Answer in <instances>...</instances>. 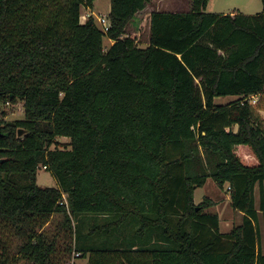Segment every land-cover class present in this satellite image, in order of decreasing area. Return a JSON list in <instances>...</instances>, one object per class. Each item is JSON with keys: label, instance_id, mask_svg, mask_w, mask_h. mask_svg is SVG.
I'll use <instances>...</instances> for the list:
<instances>
[{"label": "trees", "instance_id": "trees-1", "mask_svg": "<svg viewBox=\"0 0 264 264\" xmlns=\"http://www.w3.org/2000/svg\"><path fill=\"white\" fill-rule=\"evenodd\" d=\"M94 1L0 0V264L15 228L31 264H51L38 229L56 212L105 218L77 234L103 235L78 247L89 264H264V0L153 11L145 47L126 29L151 0H111L108 32L81 19ZM7 101L24 118L8 121ZM41 166L57 186L37 183ZM210 177L243 214L230 232L212 198L195 201Z\"/></svg>", "mask_w": 264, "mask_h": 264}, {"label": "rangeland", "instance_id": "rangeland-1", "mask_svg": "<svg viewBox=\"0 0 264 264\" xmlns=\"http://www.w3.org/2000/svg\"><path fill=\"white\" fill-rule=\"evenodd\" d=\"M192 6V0H151L147 6L140 10L135 17L127 25L126 33L134 37L139 46L145 47L149 41V25L151 13L159 8V11H189ZM237 8V9H236ZM111 9V0H95L92 8L82 7L81 19L84 21L91 12L98 23L97 16L108 15ZM236 9V11L245 12L248 14H256L263 9L262 0H210L208 12H228ZM99 25V23H98ZM100 26V25H99ZM112 44L111 39L105 37V48H109ZM235 95H226L215 97L216 104H226L233 101ZM7 113L6 119L13 121L24 118V107L21 102H12L3 104ZM264 112V110L262 111ZM58 141L62 147H70L69 137H59ZM54 147V146H53ZM37 183L40 186H57V181L50 170L43 166L40 167L37 174ZM227 184L224 188L220 187L213 178H208L206 183L196 188L195 201L201 202L206 196L216 201L213 207L206 209L207 212L215 213L219 211L220 231L222 233L230 232L234 226L240 225L243 220V214L233 207L231 197L228 193ZM257 206H259V188L256 189ZM105 218L93 214L82 215L79 219H72L71 227L66 223L65 215L56 212L51 217L50 221L39 232L45 234L47 241L53 244V250L50 254L51 264H89L91 252L84 255L83 251H79V246H89L101 243L103 235L93 233L87 239L77 238L80 231L82 234H88L95 224H103ZM128 233V232H127ZM26 235V234H25ZM25 237V236H24ZM101 237V238H100ZM10 262L12 264H31L32 260L25 257L21 251V246L25 242V238L19 234V231L13 229L10 232L8 239ZM262 249L264 251V235L262 241Z\"/></svg>", "mask_w": 264, "mask_h": 264}, {"label": "built area", "instance_id": "built-area-1", "mask_svg": "<svg viewBox=\"0 0 264 264\" xmlns=\"http://www.w3.org/2000/svg\"><path fill=\"white\" fill-rule=\"evenodd\" d=\"M90 16H94V14L91 12V14L88 15L87 18H89ZM86 18V19H87ZM97 19H98V23L100 25V27L105 31V32H108V30L110 29L111 27V21H110V18H109V14L108 15H101V16H97ZM7 104H10V101H7ZM5 109V108H4ZM46 168V166L44 167ZM227 189L230 190L231 187L228 185L227 186ZM66 198V196H65Z\"/></svg>", "mask_w": 264, "mask_h": 264}, {"label": "crops", "instance_id": "crops-1", "mask_svg": "<svg viewBox=\"0 0 264 264\" xmlns=\"http://www.w3.org/2000/svg\"><path fill=\"white\" fill-rule=\"evenodd\" d=\"M237 9V8H236ZM236 9H233V10H231V11H229V13L230 14H235V13H238V12H240V11H236ZM159 10H161V8H159V9H157V10H155V11H159ZM221 13H228V12H221ZM242 13H245V12H242ZM245 14H248V13H245ZM151 18V17H150ZM150 20V19H149ZM149 30H150V25H149ZM112 41V40H111ZM114 41H112V43H113ZM148 44H149V41L147 42ZM147 44V45H148ZM146 45V46H147ZM262 114L264 115V112H262ZM196 191V190H195ZM228 193H229V191H228ZM230 196V194L228 195V197ZM216 202V201H215ZM197 203V202H196ZM237 211V210H236ZM215 213H217L218 215H219V218L221 219V215H220V213H219V211H216ZM241 213V212H240ZM242 214V213H241Z\"/></svg>", "mask_w": 264, "mask_h": 264}, {"label": "water", "instance_id": "water-1", "mask_svg": "<svg viewBox=\"0 0 264 264\" xmlns=\"http://www.w3.org/2000/svg\"><path fill=\"white\" fill-rule=\"evenodd\" d=\"M24 132H25V130H24L23 128H20L18 135H19V136H22V134H23Z\"/></svg>", "mask_w": 264, "mask_h": 264}]
</instances>
